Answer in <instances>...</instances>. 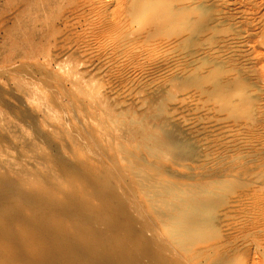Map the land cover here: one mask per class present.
<instances>
[{
    "label": "rangeland",
    "instance_id": "374dc122",
    "mask_svg": "<svg viewBox=\"0 0 264 264\" xmlns=\"http://www.w3.org/2000/svg\"><path fill=\"white\" fill-rule=\"evenodd\" d=\"M153 1H158L159 3H156L158 5L154 6ZM254 14L259 17L254 16ZM249 17H251V20ZM259 18L264 21V0H0V184H3L0 186L5 188L7 187L6 182H8V186H13L17 182L15 186H19L20 192L24 193L21 194L23 197L28 194L27 191L32 194L39 193L42 195L43 193L47 198L50 196L57 206L71 199V195H77L78 192H81L77 196L81 199L80 195H83L82 199H86V201L90 199L91 205L96 207L100 204V201L97 203L98 198L94 196L96 195L94 194L95 189L90 186L102 174L104 177L105 173L110 177L111 184L114 182L113 185L117 186L119 182L120 184L118 183V185L122 186L121 188L126 191L132 190L130 187L136 185L133 188L135 191L132 190L131 192L133 195L136 192V196L134 195L135 200L139 199L138 201H140H137L141 210L140 214L138 213L137 215V220L141 216L139 223H143L142 225L146 223L145 227L148 228V220L144 213L147 217L151 215L152 219H154L152 222H156L155 224L158 226H155L157 237L162 236L161 238L166 240L167 237L164 230L166 222L157 213L169 214L170 212L164 211L161 202L178 203L182 190L186 191L194 188V186L204 187V185L211 184L214 179H209L206 174L210 172L212 166L214 167L212 164L218 158L219 160L217 159L215 166L217 164L228 165L227 162L234 155L229 150V140L233 131L238 129L237 127L234 128V126L244 116L240 107H242L243 101L241 99L243 93H245L243 86H245L244 77L248 67L246 61L253 58L254 55L251 47L253 45L251 44L257 39L255 35L263 25V21L259 20ZM248 30L253 33L254 40L247 34ZM208 51L211 52L209 53ZM255 71L252 74L253 78L256 76L257 71ZM30 75L31 77H29ZM194 78H204L205 83H207L195 87L193 84ZM256 82L257 80H255L254 87L255 94L259 93ZM240 83L244 85L242 86ZM221 87L228 90V96L222 97L221 94L220 97L218 96ZM240 87H243L244 90ZM234 88L243 90L240 94L242 97L236 98L237 101L233 100ZM66 94L69 96L72 94L71 98H68ZM58 97L59 99H56ZM55 100L57 101L55 102ZM57 103L62 104V110ZM81 104H83V107H80L82 106ZM37 106L39 107L37 108ZM19 109L25 110L27 114ZM65 109L67 111H64ZM31 110L35 111L32 112ZM232 110H237L236 116L240 117V121L231 116ZM59 111L61 114L65 113L64 115L68 117L61 116ZM34 112L35 114H33ZM85 114L86 117L83 116ZM88 115L94 119L92 117L91 119ZM65 117L66 120L64 122L63 119ZM95 118L97 119L95 120ZM212 123L214 126L211 125ZM69 126L74 131L69 130ZM84 127L86 131H84ZM103 128L105 131L102 130ZM89 132L92 133V136ZM94 134L96 135V141L94 140ZM60 136H62L64 141ZM157 140H167L168 142L158 148ZM217 140L221 142L218 143ZM65 141L68 144H65ZM102 141L104 142L102 143ZM208 141H211V143ZM172 143H183L184 146L178 148L173 146ZM207 143H209V146ZM57 144H59V148H56ZM220 144L222 145L220 146ZM90 145L94 148L90 147ZM190 145H196L199 158L197 157L193 160L180 158L181 151L186 150L184 147ZM106 147L108 152L105 149ZM124 147L129 152L126 149L124 150ZM57 149H59V153ZM55 150L57 151L56 153ZM203 150L207 151L210 158L208 156L205 157L207 153ZM130 152L135 153L139 158H141L140 156L145 158L140 160L147 162V165H145L147 170L141 167H139V170L135 165L137 163L136 159L127 158L126 154ZM51 153L52 155H50ZM103 153L108 155L104 154V156L102 155ZM56 154L57 157L60 156L56 158L59 159V162L55 159ZM238 154L234 156L237 155L236 157H238ZM225 155H228L229 158L227 159ZM51 156L54 157L55 161ZM239 156H242V154L240 153ZM49 157L50 159H48ZM90 157L96 159H90ZM102 157L104 160L101 159ZM115 158L116 160H114ZM97 159L100 163H98ZM104 161L106 166L103 163ZM221 161L223 162L221 163ZM54 162L57 163L55 164ZM114 162H116V165L113 164ZM144 162L140 161L139 164H144ZM148 163L152 164L153 167L148 165ZM210 163V167L207 168ZM60 164L64 165V167L67 165L70 167L65 169ZM57 165L63 170L61 171ZM82 165L85 166L83 167L86 170L90 167L93 169L90 170V168L86 171L80 168ZM178 165L183 166L179 167ZM191 165L192 167H190ZM115 166L116 169H114ZM125 166L128 168L124 170ZM73 167L74 170L75 167L76 170L80 168L77 172L79 175L84 176V178L80 176L82 179H85L86 174L90 175L93 173V176L91 174L90 178L86 177L89 182L81 180L77 172H75L76 174L72 173L74 172L71 171ZM99 167L101 170L103 167L104 170L101 171ZM158 167L162 168V170L159 171ZM163 167L166 168L164 169ZM167 167H169L168 172L166 171ZM189 167L190 169H187ZM2 168L9 170L3 171ZM185 168L192 172L188 173ZM33 170L38 173H36L38 175L37 178L34 177L36 175ZM80 170L84 171V173ZM126 170L127 173H124ZM153 170L155 171L153 172ZM68 171L69 174L67 175ZM111 171H113L114 175L108 173ZM116 172L118 175H116ZM157 172L158 174L156 175ZM99 173L100 175L98 176ZM133 173L136 177L133 176ZM159 173L163 177L161 175L158 176ZM166 173H169V178ZM170 173L176 177H171L173 178L171 179ZM199 173L201 174L199 175ZM202 173H204V177ZM144 174L153 177V180L145 183L143 181ZM7 175L11 177V180H8L9 178L6 180ZM46 175L47 180L44 179ZM178 175L181 179L177 178ZM188 175L190 178H188ZM73 176H76V180ZM124 177H128L129 180ZM176 178L180 181L176 182ZM186 178L187 180L193 178L192 180L194 181H187ZM44 180H46V183ZM72 180H78L80 183ZM86 182L87 184H85ZM38 183L41 187L38 186ZM88 183L92 185L89 186ZM46 184L48 185L47 187ZM50 184L56 186L53 187ZM141 184H143V188ZM171 184L176 188L177 196L175 198L169 195L158 196L159 189L157 188L159 186H172ZM68 185H71L70 189L67 188ZM48 187L51 189L48 190ZM58 187L61 188L59 189ZM21 188L24 191H21ZM62 190L66 192H62ZM72 191L77 194H72ZM68 193L70 196H67L69 195ZM83 193H85V196ZM65 195L67 199L64 198ZM61 196L63 200L60 199ZM87 196L90 197L88 198ZM20 198L19 201L21 200ZM16 200L18 201V197L14 200V205L17 202ZM19 201L18 203L22 208L27 206L24 200L22 202ZM53 202H51V207ZM18 203L17 207H20ZM2 207L0 216L8 208V206H5V209ZM27 207L23 213L28 218L32 215L30 211H33L30 208V211H28ZM155 212L156 214H154ZM57 214L63 216L60 213ZM61 216L53 217L58 220L60 218V221L66 223L67 226L73 223L72 220L74 221V219ZM143 216L145 219L142 218ZM241 216L243 217L241 218ZM245 216L244 221L243 218ZM254 217L256 216L247 212L245 215L240 213L238 217L227 219L228 221L226 220L224 223L223 230L230 228L231 232L239 225L235 230V236L233 235V239L237 237V234L240 237V239L238 237L234 239L238 248L250 246L255 238L256 240H261L260 237L262 236L259 237L260 233L251 225ZM148 218L151 219L150 217ZM69 219L72 223L69 222ZM65 220L67 221L65 222ZM17 226L15 224L14 228L20 229V225L17 224ZM241 226L242 230L240 229ZM137 230L139 232L140 229L132 227L130 234L134 233L133 235H136V238H141L142 236L138 235L141 232L144 233V231H141V229V232L137 234ZM241 234L244 235H242L243 238L240 236ZM251 236H253L252 239ZM143 239L144 241L146 240V243L151 240L148 237H142L141 240ZM247 239L249 240L248 242ZM241 240H246V242H241ZM149 243L153 244L154 242L150 241ZM246 243L247 245H245ZM262 254L264 255V248L260 256L256 255L255 259H253L254 256H251L252 259L245 257L239 264H248L252 262L250 259L253 260V264H264V256Z\"/></svg>",
    "mask_w": 264,
    "mask_h": 264
},
{
    "label": "bare ground",
    "instance_id": "6f19581e",
    "mask_svg": "<svg viewBox=\"0 0 264 264\" xmlns=\"http://www.w3.org/2000/svg\"><path fill=\"white\" fill-rule=\"evenodd\" d=\"M153 2H154L153 3L154 6L158 5V4H156L158 1H156V2L153 1ZM238 2H240V1H238ZM261 3H262V1H261ZM259 9H260V7H259ZM250 12H253V11H250ZM254 16H256V14H254ZM256 17H259V16H256ZM256 17H254V18H256ZM250 18L251 17H249V19ZM246 19H248V18H246ZM260 19L261 18H259V20ZM253 20L255 21V19H253ZM231 22H232V20H231ZM257 23H260V22H257ZM258 28H260V27H258ZM248 29H249V27H248ZM254 30L256 31V29H254ZM247 34L249 35L250 38H253V33H250L249 30H248ZM255 36H256L257 39L255 38L256 39L255 41H253V42L251 41L252 42L251 45H253L251 47H252V50L254 52L253 58L248 59L246 61L248 67L246 66L247 67V71H246L245 77H244L245 86H243L244 84L240 83L245 88V90H244L243 87L242 88L240 87L241 89H243L245 91V93H243V97H242V95H240L243 90L241 91L240 88H236V89L234 88L235 92H234L233 100L237 101L236 98L238 99L239 96L242 97L241 101H243V102H242V105H241L242 107H240V110L243 111L242 114H244V116L241 118L242 120L240 121L239 120L240 117L236 116V113H237L236 111L238 109L236 111L232 110V113H231L232 114L231 116L234 119L239 120L240 122L238 121L239 123L238 124L236 123V126H234V128L237 127L238 129L237 130L234 129L235 131H233L231 136L229 135L230 136V140H229V146L228 147H229L230 152H232V154L235 155L237 153H239V154L241 153L242 156H239V154H238V157H236L237 155L236 156L232 155L233 157H231V159L229 160L230 162L228 161L229 162L228 163L226 161L228 165H225V166L219 165V164H217L215 166V162H217L219 160L217 158L218 160L216 159L214 164H212V165H214V167L212 166L210 172H207V174H206V177H209V179L210 178L214 179L211 182V184L204 185V187L203 186H194V188H192L190 190H186V191L182 190L180 199L178 198L179 199L178 203H171V202H168V201H162L161 200L162 201L161 204H162V206L164 208V211L166 210V211L170 212L169 214L168 213L167 214H163L161 212L157 213V215L159 214V216H161V217H163V219H165L164 222H166V224L164 226V230H165L166 237H167L166 240L161 238L162 236L157 237L158 234L156 235V233H157L156 227H158V226H156V224H155L156 222L155 223L152 222V220H154V219H152L151 215L150 216L148 215V217L151 218V219H149L146 216V214L144 213L146 219L148 220V224H149L148 228L145 227L146 223H144V225H142L143 223H139V218L141 216L137 220V217H138L137 215L141 211L140 208H139L140 204L139 205L137 204V201L139 199H137V201H136L135 200L136 199L135 198V196H136L135 193L136 192H134L135 196L131 192L132 190H134L133 188L136 185H134L132 187H130L131 186L130 185L129 187L132 188V190H130V191L127 190L126 191L123 188H121L122 186L120 187L118 185L119 182L117 183V186L113 185L114 184V182H113L114 180L112 181L113 184H111V182H110L111 180H109L110 177H108V175H106L104 173V175H105L104 177L102 176L103 175L102 174L100 177H98V178L96 177L97 179L94 180V182L91 179L94 186L92 184H90V185H92V186H90L89 183H88V185L91 188L94 187L93 189H95L94 194H96V195H94V196H97V198H98L97 203L100 201V204L98 206L95 207V206L91 205V203L89 202L90 199H88L90 196H87L88 197L87 199L89 201H86V199L85 200L82 199L83 195H80V197H81V199H80L77 195L79 193L81 194V192H78V194H77L76 192H73L74 191L73 189H71V190H73L72 194L74 193V194H77V195H71L70 196V194L68 193L69 195H67V196H70L71 199L67 200L66 202H63V204L60 203V205L57 206V205H55L56 204L55 201L52 198H50V196L47 198V196H44L45 194H43V193H42V195L39 194V193H33L32 194V193H29L27 191L28 194L25 193L26 195H24V197H23L21 194H24V193L20 192L19 186L18 187L15 186V185H17V182H16L17 180L15 179L16 180L15 181L16 184L14 185L12 183L13 186L12 185L8 186V182H6L7 183V185H6L7 187L2 188V186H0L1 187V189H0V209H1V207L3 205H4L3 206L4 208L2 207L3 209H5V206L6 207L8 206V208H6L7 210L4 211V214L2 213V215L0 216V264H239L243 260V258H245V257L252 259L251 256H254L253 259H255L256 255L260 256L261 251L264 248V245H263V242H264V51H263V48H264L263 47L264 46V21H263L262 27L258 30V32L256 33ZM233 40H235V39H233ZM239 40H240V38H239ZM245 40H246V38H245ZM253 40H254V38H253ZM232 43H234V42H232ZM208 52L210 53L211 51H208ZM254 71L256 72V76H254V78H253L252 74H253ZM244 72H245V70H244ZM229 74L232 75L231 73H229ZM186 76H187V74H186ZM29 77H31V75ZM182 78H184V77H182ZM204 78L203 79L202 78H194L193 79V84L195 85V87L200 86L201 84H204L205 83V79ZM188 80H189V78H188ZM255 80H257L256 87L259 89V93H257V94H255V90H254ZM208 81H209V76H208ZM242 82H243V80H242ZM229 84H231V83H229ZM237 84H239V83H237ZM191 85H192V82H191ZM55 94H57V93H55ZM68 94H66V96ZM220 94L222 95V97L223 96H228V90L223 89V87H221L220 90H219V95H218L219 97L221 96ZM229 95L231 96V94H229ZM6 96H8V95H6ZM50 96H52V95H50ZM53 96H56V95H53ZM70 96L68 95V98ZM10 97L13 98L11 95H10ZM9 99H8V101H9ZM56 99H59V97L56 98ZM5 100H7V99H5ZM15 100H17V99H15ZM47 101H49V100H47ZM56 101L57 100H55V102ZM75 101H76V98H75ZM81 101H83V100H81ZM20 102H18V103L20 104ZM50 104H51V101H50ZM57 104L60 105V109L61 108L63 109L62 104H60V103H57ZM52 105L55 106L54 104H52ZM81 105L82 106H80V105L79 106L83 107V104H81ZM97 105H96V107H98ZM12 107H14V106H12ZM15 107H19V106H15ZM38 107L39 106H37V108ZM76 108H78V107H76ZM28 109H30V108H28ZM39 109H37V110H39ZM19 110L21 112L25 111L23 109H19ZM35 110H33V111H35ZM73 110H75V109H73ZM240 110H238V111H240ZM60 111H59V113L61 114L62 111L61 112ZM64 111H67V110L65 109ZM64 111H63V113H64ZM45 112H47V111H45ZM75 112H76V110H75ZM25 113H26V111H25ZM82 113H84V112H82ZM28 114H30V112H28ZM33 114H35V112ZM64 114H61V116H63ZM86 114L83 115V116L86 117ZM48 115H49V113H48ZM90 115H92V114H90ZM90 115H88V116L90 117ZM64 116H66V115H64ZM66 117H68V116H66ZM66 117H65V119H63L64 122L66 120ZM96 119L97 118H95V120ZM50 120H52V119H50ZM84 120H86V119H84ZM67 121H68V118H67ZM59 122L62 123L61 121H59ZM69 123H71V122H69ZM81 123H82V121H81ZM46 124H48V123H46ZM75 124H77V123L75 122ZM173 124H171V125H173ZM49 125L52 126L51 124H49ZM63 125H64V123H63ZM211 125H213V123ZM54 127H55V125H54ZM74 127H76V126H74ZM69 128H70V126H69ZM50 129H52V128H50ZM84 129H85V127H84ZM69 130H71V128ZM102 130L105 131L104 128ZM226 130H227V128H226ZM71 131H74V130H71ZM84 131H86V129ZM86 133H88V132H86ZM89 133H91V132H89ZM225 133H227V132H225ZM223 134H224V132H223ZM61 135H63V134H61ZM71 135H73V134H71ZM94 135H93V137H94ZM224 135H226V134H224ZM91 136H92V133H91ZM221 136L223 137L222 134H221ZM60 137L62 138V136H60ZM81 139H83V138H81ZM95 139H96V135H95L94 140ZM62 140L64 141L63 138H62ZM103 142L104 141H102V143ZM167 142H168L167 140H162V141L157 140L156 141L157 147L159 148V147L165 145ZM219 142H221V141L219 140L218 143ZM209 143H211V141ZM209 143H207L208 146H209ZM65 144H68V143H66V141H65ZM213 144H214V142H213ZM58 145L59 144H57L56 148H59ZM120 145H121V143H120ZM172 145L173 146H177L178 148H181V147L184 146L183 143H172ZM221 145L222 144H220V146ZM121 146H123V145H121ZM198 146H199V144H198ZM204 146H206V145H204ZM210 146H211V144H210ZM90 147H92V146L90 145ZM214 147L216 148V146H214ZM92 148H94V147H92ZM184 148L186 150H184L183 152L181 151V154L179 156L180 158L182 157V158L188 159V160H193V159H195L197 157L199 158V152H198V149H197L196 145H194V146L190 145V146L184 147ZM105 149L107 151V147ZM105 149H104V152H105ZM125 149L127 150V148L124 147V150ZM57 150H58V153H59L60 152L59 149H57ZM92 151H94V150L92 149ZM95 151H97V150H95ZM203 151L205 152V150H203ZM220 151H222V150H220ZM56 152L57 151L55 150V153ZM89 152H91V150H89ZM120 153H124V152H120ZM205 153H207V151ZM57 154L55 156V159L60 157V156L57 157ZM104 154L105 153H103L102 155H104ZM50 155H52V153ZM122 155H124V154H122ZM109 156H111V155L109 154ZM113 156H115V155H113ZM126 156H127V158L129 157V158L136 159L137 163L135 162L136 163L135 165L138 167L139 170H140L139 167H141L144 170H147V167L145 166V165H147L146 164L147 162H144L143 160H140V159H145V158H142V156H140L141 158H139V156L136 155L133 152L127 153ZM207 156H208V153H207V155L205 157H207ZM225 156H227V159L229 158L228 155H225ZM215 157H217V156H215ZM52 158L54 160V157H52ZM208 158H210V157L208 156ZM221 158H223V157H221ZM224 158H226V157H224ZM48 159H50V157ZM90 159H94L95 160L96 158L90 157ZM101 159L104 160L103 157ZM110 159L112 160V158H110ZM61 160H62V158H61ZM111 160H110V163H111ZM114 160H116V158ZM56 161L59 162V159H56ZM97 161H98V159H97ZM140 161L144 162V164H142V163L139 164ZM211 161H212V159H211ZM44 162H46V161L44 160ZM116 162H114L113 164H115ZM222 162L223 161H221V163ZM1 163H2V161H1ZM54 163L56 164L57 162H54ZM98 163H100V162L98 161ZM103 163L106 166L105 161ZM43 165H41V166H43ZM45 165H46V163H45ZM84 165H82V167H80V168L85 169ZM148 165H150V164L148 163ZM153 165H155V164H153ZM210 165H211V163L208 166L206 165L207 168L210 167ZM150 166L153 167L152 164ZM182 166H179V167H182ZM1 167H3V166H1ZM57 167H59V166L57 165ZM62 167H64V165ZM66 167H70V166L67 165ZM66 167H64V168L66 169ZM76 167H75V170H74V167L72 168L73 170L71 169V171H74V172H72L74 174H76L75 172H77L80 169L79 168V169L76 170ZM109 167H110V164H109ZM118 167L120 168V166H118ZM184 167H186V166H184ZM190 167H192V165ZM190 167L187 168V169H190ZM90 168H88V169H90ZM125 168L127 169L128 167L125 166L124 170H125ZM163 168L165 169L166 167H163ZM167 168L168 169H166V171L169 170V167H167ZM2 169H3V171L9 170V169H4V168H2ZM25 169H26V167H25ZM47 169H48V167H47ZM52 169H54V168H52ZM83 169H81V170H83ZM92 169L93 168H91L90 170H92ZM114 169H116V166H115ZM132 169H133V167H132ZM134 169H135V167H134ZM157 169H159V171L162 170V168L160 169L159 167ZM193 169H195V168H193ZM201 169H203V168H201ZM60 170H61V168H60ZM68 170L70 171V169H68ZM100 170H101V168H100ZM103 170L104 169L102 167L101 171H103ZM118 170H121V169H118ZM26 171H27V169H26ZM35 171H34V173H35ZM52 171H54V170H52ZM69 171H68V173H66L67 175L69 174ZM96 171H98V170H96ZM154 171L155 170H153V172ZM12 172H14V171H12ZM66 172H67V170H66ZM81 172L84 173V171H81ZM104 172H106V171H104ZM111 172H108V173H110L111 175L112 174L114 175L113 171H111ZM158 172L156 173V175L158 174ZM169 172H171V171H169ZM190 172H192V171H190ZM190 172L188 171V173H190ZM36 173H35L36 176H34L35 178H37V176H38L37 175L38 173L37 174ZM121 173H123V172H121ZM124 173H127V170ZM7 174H8V171H7ZM30 174L32 175L33 173H30ZM77 174H78V172H77ZM85 174H86V172H85ZM91 174L93 176V173H91ZM91 174L90 175L86 174V177L91 176ZM162 174L159 173L158 176L161 175L163 177ZM200 174L201 173H199V175ZM202 174H203V177H204V173H202ZM19 175H18V177H19ZM99 175H100V173L98 174V176ZM116 175H118L117 172H116ZM172 175L173 174H171L170 178L171 177H176L175 175H173V176ZM0 176H1V174H0ZM15 176H17V175H15ZM80 176H81V174L79 175V177ZM126 176H127V174H126ZM133 176L136 177L135 174ZM178 176H177V178L181 179L180 176L179 177ZM22 177H24V176H22ZM81 177L84 178V176H81ZM86 177H85V179L81 178V180H87ZM165 177H167V176H165ZM196 177H202V176H196ZM10 178L11 177H9L7 175L6 180L7 179L11 180ZM119 178L121 179V177H119ZM124 178L128 179V177L127 178L124 177ZM168 178H169V175H168ZM188 178H190L189 175H188ZM44 179L47 180V175H46V178H44ZM68 179H69V177H68ZM171 179H173V178H171ZM179 179H177L176 182H179L180 181ZM183 179H185V178H183ZM192 179L187 180V178H186L187 181H191ZM20 180H19V182H20ZM28 180H30V179H28ZM46 180H44L45 183H46ZM75 180H76V178H75ZM150 180H153V177H151V176H149L147 174H144L143 181H145V183H146V182H149ZM186 180H185V182H186ZM201 180H203V179H201ZM72 181L73 182H77L78 180L77 181L72 180ZM123 181H124V179H123ZM181 181L183 182V180H181ZM192 181H194V180H192ZM69 182L71 183V181H69ZM126 182H128V181H126ZM48 184H49V182H48ZM72 184H77V183H72ZM85 184H87V182ZM50 185H52V184H50ZM65 185H63V186H65ZM124 185H123V187H125ZM142 185L143 184H141V187L143 188ZM154 185H156V184H154ZM38 186H40V184ZM47 186L48 185L46 184V187ZM55 186H53V187H55ZM70 186L68 185L67 188H69ZM126 186H128V185H126ZM151 186H153V185H151ZM29 187H31V186L29 185ZM49 187H51V186H49ZM49 187H48V190L51 189ZM81 188H82V186H81ZM59 189H57V190H59ZM83 189H85V188H83ZM154 189H155V187H154ZM157 189H159V191L157 193L158 196L159 195L160 196L169 195V196H172L174 198L177 196L176 188L173 185L172 186L163 185V186H159ZM238 190H239V192H238ZM21 191H24V190H22V188H21ZM64 191L65 190H62V192H64ZM84 191H82V192H84ZM91 192L93 193V191H91ZM45 193H46V191H45ZM178 193H179V191H178ZM50 194H51V192H50ZM83 194L85 196V193H83ZM87 194H91V193H87ZM145 196H146V194H145ZM145 196H143V197H145ZM17 197H18V201H19L20 197H21L20 198L21 202L24 200L25 204L28 206V207L26 206L28 211H30L32 209L33 212L30 211V213H32V215L29 216L28 218L25 217V215L23 213V211H24V209L26 207L22 208L17 200H16L17 202L15 204L16 206L13 204L14 200ZM22 198H24V199H22ZM64 198H66V195H65ZM83 198H86V197H83ZM57 199H58V197H57ZM60 199L63 200L62 196L60 197ZM91 199H93V198H91ZM24 202H23V204H24ZM51 202H53V206L52 207H51ZM138 202H140V201H138ZM17 203H18V205L20 207H17ZM29 208H30V210H29ZM141 208H142V206H141ZM246 212L256 216L251 221L253 223L251 225H252V227L254 229H256V231H258L261 234V235L259 234V237L262 236V237H260L261 238L260 241H263V242H260L259 239L256 240V238L255 239L253 238L254 240H252L251 244L249 243L250 246L243 247V248H238L237 245H235L236 242H234V239H236L238 237V234H237V237L234 238V239H233V235H234V233H236L235 230H236V228L239 225L235 229H233V232L230 231V228L227 229V230H223V228H224L223 225H224V223L226 222L227 219H231L232 217H235V216L238 217L240 213H244V215H245ZM57 213H60L63 216H61V215H59ZM56 214H57V216H56ZM154 214H156V212ZM236 214H238V215H236ZM53 216H55V218L58 217V216H61V217H65L66 216V218L68 217L70 219H74V221L72 220V222H73L72 223L71 220L69 219L70 220L69 222H71L72 224L67 226L66 223H64L63 221H60V218H59V220L58 219H54ZM242 217L243 216H241V218ZM142 218H144V216ZM245 218H246V216L243 218L244 221H245ZM66 221L67 220H65V222ZM142 221H143V219H142ZM239 221H240V219H239ZM229 222H230V220H229ZM235 222H236V220H235ZM15 224H16V226H17V224L20 225V229H16V227L14 228ZM142 226H144V228H142ZM132 227L133 228L136 227V228H138L140 230L142 229L141 231H144V233H142L139 230V232H141L140 234H139V232L137 230V232H138L137 234H139L138 236H140V237L142 236L143 238H145V237L147 238L148 237L149 239H151L150 241L151 242L153 241L154 243L150 244L149 240L146 243L145 242L146 240L145 241H144V239L141 240L142 237L141 238L138 237L139 239L136 238V235L135 236L133 235L134 233L132 234L134 236L133 237L130 234V230H131ZM227 227H228V225H227ZM247 227H249V226H247ZM17 228H18V226H17ZM240 229L241 230L243 229L242 226H241ZM134 231H136V229H134ZM244 233H246V232H244ZM254 233H256V232H254ZM242 235L243 234H241L240 236H242ZM243 236H242V238H243ZM252 237L253 236H251V239H252ZM238 239H240V237H238ZM243 241L246 242V240H241V242H243ZM248 241L249 240L247 239V242ZM240 245H241V243H240ZM245 245H247V243ZM251 259H250V261L253 262V260H251ZM252 262H250V263L247 262V263L251 264Z\"/></svg>",
    "mask_w": 264,
    "mask_h": 264
}]
</instances>
